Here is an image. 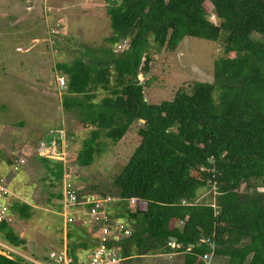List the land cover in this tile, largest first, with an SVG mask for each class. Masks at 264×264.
Wrapping results in <instances>:
<instances>
[{"label": "trees", "instance_id": "trees-1", "mask_svg": "<svg viewBox=\"0 0 264 264\" xmlns=\"http://www.w3.org/2000/svg\"><path fill=\"white\" fill-rule=\"evenodd\" d=\"M104 1L112 30L106 42L130 40L128 49L109 62L78 59L57 69L67 77L63 109L93 128L77 153L80 167L92 166L103 153L102 133L117 144L144 120L140 144L111 188L88 192L138 199L134 213L117 208V217L129 214L137 227L124 240L125 258L133 246L176 238L181 247L174 250L184 253L185 264H207L209 254L227 257L229 264H264V196L241 191L264 179V0ZM222 35L225 56L215 62L213 83L196 82L191 93L179 90L172 101H146L139 74L150 71V40L176 50L186 37L218 42ZM100 91L106 95L99 101ZM42 150L39 159L62 182L64 163L51 167ZM207 187L219 194L217 206L194 203ZM12 213L29 220L32 206L16 202ZM0 230L14 248L25 247L10 223ZM84 236L68 230L74 264L78 251L92 248L90 234ZM24 263L0 254V264Z\"/></svg>", "mask_w": 264, "mask_h": 264}, {"label": "rangeland", "instance_id": "rangeland-1", "mask_svg": "<svg viewBox=\"0 0 264 264\" xmlns=\"http://www.w3.org/2000/svg\"><path fill=\"white\" fill-rule=\"evenodd\" d=\"M207 5L212 9L211 3ZM213 22L219 23L217 19ZM111 35L104 0H0V176L6 178L14 202L32 206L31 219L14 215L10 221L15 232L27 241L25 247L17 250L31 260L43 261L52 251L66 246V228L89 236L82 215L73 213L74 222L65 226L58 198L64 181L53 178L38 157V152L49 149L57 138L49 132L66 131L65 172L76 175L73 183L84 193L93 192L94 186L99 190L111 188L140 144L138 132L144 122L138 121L117 144L102 133L103 153L92 166L83 168L76 161L93 128L84 126L75 113L63 109L66 89L60 87L58 79L63 75L57 65L78 59L89 64L104 63L120 57L128 49H120V44L125 47L130 40L112 46L106 42ZM224 39L225 35L218 42L186 37L176 50L161 48L150 40V71L139 74L146 101H172L179 90L191 93L196 82L213 83L215 62L225 56ZM105 95L100 91L98 100ZM46 155L53 167L56 158L51 153ZM21 157L26 163L19 171L13 170V164ZM245 187L242 192L264 196V179L253 182L249 191ZM218 198L215 187H207L200 190L194 203L217 206ZM157 248L177 254L169 263L160 264H185L184 253L175 251L174 243L153 241L142 248L133 246L130 259L121 264H156L161 259ZM84 252L89 254L81 250L77 253L84 257ZM204 259L207 264H229V260L211 254Z\"/></svg>", "mask_w": 264, "mask_h": 264}, {"label": "built area", "instance_id": "built-area-1", "mask_svg": "<svg viewBox=\"0 0 264 264\" xmlns=\"http://www.w3.org/2000/svg\"><path fill=\"white\" fill-rule=\"evenodd\" d=\"M124 43H127L125 41ZM123 43V44H124ZM130 45V44H129ZM129 45L120 49L128 48ZM60 87L67 89L65 77L58 79ZM52 136H58L62 139V147L58 148L57 140L49 149H44L41 153H51L56 161H64L67 158V133L65 130H51ZM46 155L45 157H47ZM26 163L24 157L13 164V170L19 171ZM63 192L61 200V213L64 217L65 226L71 225L74 222V214L82 215L84 226L88 228L91 236L92 248L89 254L82 257L78 253V261L76 264H121L125 261L124 256V240L130 238L135 233L133 220L129 218V214L124 217H117V208H125L132 213L137 208V198L121 199L115 196H100L84 193L83 190L73 183L72 175L65 172L63 179ZM14 195L9 189V184L6 178L0 176V227L3 223H10L14 214L12 207L14 205ZM65 245L60 251H52L47 257V260H31L26 255L20 253L16 248L10 245L2 238L0 230V254L15 258L19 256L24 258L29 264H74V260L69 253L67 234L65 231ZM207 258V256H205ZM32 262V263H30ZM26 264V263H24Z\"/></svg>", "mask_w": 264, "mask_h": 264}, {"label": "crops", "instance_id": "crops-1", "mask_svg": "<svg viewBox=\"0 0 264 264\" xmlns=\"http://www.w3.org/2000/svg\"><path fill=\"white\" fill-rule=\"evenodd\" d=\"M174 249H179L178 247L174 248ZM157 252H159L161 255L158 256V258H161L158 262H155L156 264H160L161 262L164 263H169V261H172V257L176 256L177 254H173V253H169V252H165L163 249H156ZM176 251V250H175ZM212 256V255H211ZM138 258L140 259V256H138ZM130 259V258H128ZM128 259H125L126 261ZM124 262V261H123ZM185 262V261H184ZM209 264V263H208Z\"/></svg>", "mask_w": 264, "mask_h": 264}, {"label": "water", "instance_id": "water-1", "mask_svg": "<svg viewBox=\"0 0 264 264\" xmlns=\"http://www.w3.org/2000/svg\"><path fill=\"white\" fill-rule=\"evenodd\" d=\"M141 122H144V120H141ZM41 156H44V153H41ZM76 178V175L75 174H73L72 175V179H75ZM171 243H174V246L175 247H178V248H180L181 247V245H178L177 244V239L176 238H171ZM192 247H194L193 245H192ZM211 255H213V254H211ZM226 259H227V257H226Z\"/></svg>", "mask_w": 264, "mask_h": 264}, {"label": "flooded vegetation", "instance_id": "flooded-vegetation-1", "mask_svg": "<svg viewBox=\"0 0 264 264\" xmlns=\"http://www.w3.org/2000/svg\"><path fill=\"white\" fill-rule=\"evenodd\" d=\"M212 256H214V255H212ZM221 258H223V259H224L225 257H223V256H222ZM225 259H226V258H225ZM226 260H229V258H227Z\"/></svg>", "mask_w": 264, "mask_h": 264}, {"label": "clouds", "instance_id": "clouds-1", "mask_svg": "<svg viewBox=\"0 0 264 264\" xmlns=\"http://www.w3.org/2000/svg\"><path fill=\"white\" fill-rule=\"evenodd\" d=\"M128 41V40H127ZM73 175V174H72Z\"/></svg>", "mask_w": 264, "mask_h": 264}]
</instances>
